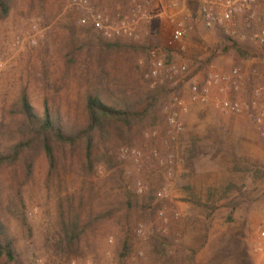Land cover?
Listing matches in <instances>:
<instances>
[{
    "label": "rangeland",
    "instance_id": "obj_1",
    "mask_svg": "<svg viewBox=\"0 0 264 264\" xmlns=\"http://www.w3.org/2000/svg\"><path fill=\"white\" fill-rule=\"evenodd\" d=\"M135 2H148L161 20L125 33L119 19ZM196 11L190 0L176 7L164 0H11L5 16L0 7V154L22 139L23 94L39 114L47 100L76 125L90 92L133 112L130 124L114 122L121 132L108 127L92 169L84 144L59 153L53 171L43 152L33 154L28 172L19 159L2 165L0 219L15 238L19 264H264L253 248L264 230V135L245 110L218 107L250 95L213 87L206 102L192 100L209 67L221 74L239 67L250 92L248 74L264 69V54L229 45L195 20ZM172 16L188 29L180 43L172 41ZM255 52L257 63L248 59ZM107 207L78 244L62 240L69 215L80 214L82 225L89 211ZM188 227L203 231L198 248L189 243L196 244L194 234L184 241ZM209 231L214 236L200 256Z\"/></svg>",
    "mask_w": 264,
    "mask_h": 264
},
{
    "label": "built area",
    "instance_id": "obj_2",
    "mask_svg": "<svg viewBox=\"0 0 264 264\" xmlns=\"http://www.w3.org/2000/svg\"><path fill=\"white\" fill-rule=\"evenodd\" d=\"M197 8L195 20L200 22L205 28L217 30L223 36V39L229 45H246L260 50L264 54V0H190ZM86 3V1H83ZM170 2L176 7L178 0H164V3ZM148 3V2H146ZM145 2H135L130 8L128 14L120 17V25L124 32L136 31L140 23L151 25L154 20H161V14L158 13L151 17ZM160 8L163 12L164 5L160 2ZM100 19L101 16L98 15ZM173 23L171 37L175 43L182 42L188 35V29L183 21L176 17H171ZM97 27L103 30L102 25ZM151 27V26H150ZM152 28V27H151ZM120 31L115 33L120 34ZM104 34L111 37L106 29ZM34 42V41H33ZM156 51H151L150 56L155 58ZM248 57V56H247ZM249 60L257 63L260 60L259 53H252ZM158 66L161 63L157 64ZM184 69V68H183ZM207 77L201 87L193 86V101L200 100L206 102L208 93L213 87L220 91H241L248 94L249 97L244 102L240 99H223L218 107L224 112L239 113L245 110L259 133L264 135V72L260 73L257 68H253L248 74L252 82L250 92L245 89L247 76L239 67L232 68L227 74H221L214 68L209 67ZM155 75V72L153 73ZM179 104H182L179 102ZM166 223L167 220L164 219ZM141 225L136 230L141 233ZM161 234L167 233V226L160 229ZM253 248L256 253L264 254V230L257 232ZM112 240V238L110 239Z\"/></svg>",
    "mask_w": 264,
    "mask_h": 264
},
{
    "label": "trees",
    "instance_id": "obj_3",
    "mask_svg": "<svg viewBox=\"0 0 264 264\" xmlns=\"http://www.w3.org/2000/svg\"><path fill=\"white\" fill-rule=\"evenodd\" d=\"M10 1L0 0L3 16L8 13ZM18 113L21 116L18 130L22 134V139L9 151L0 154V168L7 160L19 159L28 172L32 166L33 154L43 152L49 161L50 171H53L57 167L59 153L64 152L66 148L74 150L79 144H84V164L92 169L96 161L100 160L96 157L94 148L96 149L98 144L108 137V127H114L118 132H121V127L115 125L114 122L124 121L130 124L133 112L128 107L120 109L109 105L97 93L90 92L85 96V120L80 125H76L70 120H64L60 110L50 107L47 100L44 102L43 113L39 114L30 105L26 94L21 97ZM1 192L0 184V194ZM81 199L83 200V195ZM124 203L128 206V210H131L134 204L131 199L125 200ZM108 212H111L110 207L96 213L89 211L87 220L82 225L80 214L74 217L69 215L63 223L62 240L68 246L78 244L84 231L94 227L95 221H99ZM0 258L12 264H19L15 238L1 219Z\"/></svg>",
    "mask_w": 264,
    "mask_h": 264
},
{
    "label": "crops",
    "instance_id": "obj_4",
    "mask_svg": "<svg viewBox=\"0 0 264 264\" xmlns=\"http://www.w3.org/2000/svg\"><path fill=\"white\" fill-rule=\"evenodd\" d=\"M264 66V65H263ZM249 69H251V67L249 66L248 67ZM263 67H260V68H257L258 69V71L260 72V73H263L264 72V69H262ZM188 229H189V232H186L185 233V235H184V241H187V239H189L190 240V238L192 237V235L194 234L195 236V239H197V242H196V244L195 243H193V242H191V241H189V243H190V245L191 246H193L194 248H198L200 245H201V243H202V241L200 240L202 237H203V231L202 230H195V232L192 230V227H188ZM216 231H213V233L214 234H216L215 233ZM227 235H225V237L226 238H231V239H233V246L234 247H237V246H239L240 247V241L237 239V237H232L230 234H228V233H226ZM214 235H212V231H209L208 233H207V237L205 236V248L204 249H200V252H199V254L198 255H200L201 256V254H203V252L205 251V249H207L208 248V246H210V244H211V239H212V237H213ZM165 238V237H164ZM230 239V240H231ZM207 240V241H206ZM204 241V240H203ZM161 242V240L158 242V243H160ZM181 249H182V247H181ZM180 254V253H179ZM204 255V254H203Z\"/></svg>",
    "mask_w": 264,
    "mask_h": 264
}]
</instances>
